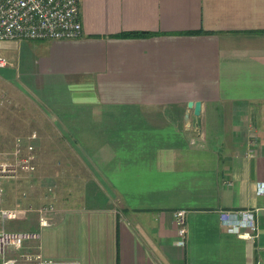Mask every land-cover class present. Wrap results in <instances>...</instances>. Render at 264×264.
Masks as SVG:
<instances>
[{
	"label": "crops",
	"instance_id": "obj_1",
	"mask_svg": "<svg viewBox=\"0 0 264 264\" xmlns=\"http://www.w3.org/2000/svg\"><path fill=\"white\" fill-rule=\"evenodd\" d=\"M78 11L77 38L0 41L4 81L32 93L88 172L41 228L46 264H264V0ZM133 31L150 34L120 35ZM228 209L254 212L253 240L226 229Z\"/></svg>",
	"mask_w": 264,
	"mask_h": 264
},
{
	"label": "built area",
	"instance_id": "obj_2",
	"mask_svg": "<svg viewBox=\"0 0 264 264\" xmlns=\"http://www.w3.org/2000/svg\"><path fill=\"white\" fill-rule=\"evenodd\" d=\"M82 31L79 20L78 0H0V41L22 39H74ZM7 65L0 54V68ZM0 150V259L1 264H46L37 251L36 241L41 228L53 221L56 211L50 199L34 205L4 207L5 179L17 180L24 173H31L35 165L31 156L23 155L21 143L16 141L10 154ZM53 189L47 187V193ZM258 194H264V183ZM46 198H49L48 194ZM35 219L30 228H7V221ZM220 220L226 229L242 238L253 240L257 234L254 212L250 209H228L220 211ZM28 222V221H27ZM177 227V244H185V211L174 212Z\"/></svg>",
	"mask_w": 264,
	"mask_h": 264
},
{
	"label": "rangeland",
	"instance_id": "obj_3",
	"mask_svg": "<svg viewBox=\"0 0 264 264\" xmlns=\"http://www.w3.org/2000/svg\"><path fill=\"white\" fill-rule=\"evenodd\" d=\"M2 70L0 68V150L3 156L10 154L18 141L22 154L31 156L35 165L33 172L24 173L17 180H3L5 199L2 205L34 206L47 199L55 202V198L58 200L66 196L67 184L77 194H82L88 172L79 153L69 147L63 132L57 133L51 129L49 122L41 119L40 107L31 98L32 93L14 89L17 86L4 81ZM49 186L53 190L47 193ZM47 194L49 198H46ZM31 220L7 221L5 226L12 229L30 228L35 223L34 218Z\"/></svg>",
	"mask_w": 264,
	"mask_h": 264
},
{
	"label": "water",
	"instance_id": "obj_4",
	"mask_svg": "<svg viewBox=\"0 0 264 264\" xmlns=\"http://www.w3.org/2000/svg\"><path fill=\"white\" fill-rule=\"evenodd\" d=\"M187 106L192 109L195 115L200 113L201 102L200 101H188Z\"/></svg>",
	"mask_w": 264,
	"mask_h": 264
},
{
	"label": "trees",
	"instance_id": "obj_5",
	"mask_svg": "<svg viewBox=\"0 0 264 264\" xmlns=\"http://www.w3.org/2000/svg\"><path fill=\"white\" fill-rule=\"evenodd\" d=\"M149 32H124L122 34H120L121 36H140V35H149Z\"/></svg>",
	"mask_w": 264,
	"mask_h": 264
}]
</instances>
